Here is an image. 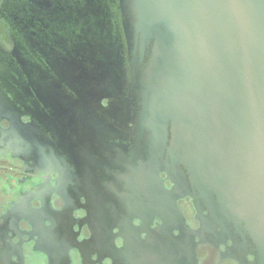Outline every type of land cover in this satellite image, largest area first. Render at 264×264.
<instances>
[{
  "label": "flooded vegetation",
  "instance_id": "1",
  "mask_svg": "<svg viewBox=\"0 0 264 264\" xmlns=\"http://www.w3.org/2000/svg\"><path fill=\"white\" fill-rule=\"evenodd\" d=\"M127 1L0 0V264H264L144 122Z\"/></svg>",
  "mask_w": 264,
  "mask_h": 264
},
{
  "label": "water",
  "instance_id": "2",
  "mask_svg": "<svg viewBox=\"0 0 264 264\" xmlns=\"http://www.w3.org/2000/svg\"><path fill=\"white\" fill-rule=\"evenodd\" d=\"M126 10L141 45L152 42L144 122L161 140L171 125L193 198L219 226L235 218L264 242V0H128Z\"/></svg>",
  "mask_w": 264,
  "mask_h": 264
}]
</instances>
